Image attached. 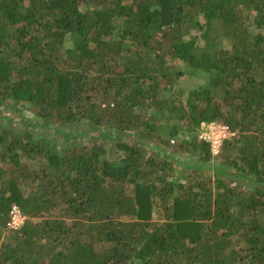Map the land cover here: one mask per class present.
I'll use <instances>...</instances> for the list:
<instances>
[{
	"label": "trees",
	"instance_id": "16d2710c",
	"mask_svg": "<svg viewBox=\"0 0 264 264\" xmlns=\"http://www.w3.org/2000/svg\"><path fill=\"white\" fill-rule=\"evenodd\" d=\"M9 104L150 148L0 123V264H264V0H0ZM212 122L236 133L216 156Z\"/></svg>",
	"mask_w": 264,
	"mask_h": 264
},
{
	"label": "rangeland",
	"instance_id": "374dc122",
	"mask_svg": "<svg viewBox=\"0 0 264 264\" xmlns=\"http://www.w3.org/2000/svg\"><path fill=\"white\" fill-rule=\"evenodd\" d=\"M256 32H257V30H256ZM225 46L227 47L228 44L225 43ZM197 82H198V84L201 83V81H197ZM196 86L197 85L195 84L193 78H191V79L183 78L180 80V84L177 85L171 91L170 95L171 96L172 95L177 96L180 99V101L185 104L186 100L188 99V93L191 90L195 89ZM170 95H169V93L165 92V93H163L162 96L163 97H170ZM0 123L1 124H7L10 126H15V127H22L23 124L29 123L30 125H32L34 131L38 135H40V134L42 135L45 132L51 133L53 135H57V134L59 135V134L63 133V135H66V136L71 135V137L73 138L72 140L79 142V144H83V143H87V142H90L92 140H95V138L97 136L98 139H100L101 141L108 143V144L123 141L124 139H131V141L132 140L134 141L133 143H137L138 145L139 144L143 145L145 150L149 151V148H150V147L147 148L146 145L143 144V142L139 138H137L134 134L126 135L123 137L121 136L120 138L115 133H112V134L107 133V134H103V135H99V133H95V135L92 134L90 136H82L84 134L79 135V132L76 131L71 126L63 128L64 130L62 132H59L54 126H47V125L43 124L41 121H39V119H37L34 116V114L30 111V106H28V105H26V106L19 105V106L15 107V106L9 104L8 107L6 106L4 108V110L2 109L0 111ZM22 129H26V127H23ZM169 131H170L169 127H166V126L161 127V132L163 135L168 136ZM127 136H131V137H127ZM235 137H233V138H235ZM153 145L154 144H152V146ZM110 152H113L114 154L103 155V158L119 164V161H121V159L124 157L123 153L117 152V151H110ZM164 155L167 156L172 161H174V160L177 161V159H181V161H182L183 159L188 157V156L178 157V155H176V154L172 155V154H168V153H164ZM187 161H188L187 164L192 165L193 163L197 162V159L195 157L191 156V158H188ZM189 170H190V167H189ZM207 173H209V172H207ZM210 177H211L212 182L216 183L217 177L214 176V173L212 170L210 171ZM156 216H157V213H154V218H156Z\"/></svg>",
	"mask_w": 264,
	"mask_h": 264
},
{
	"label": "built area",
	"instance_id": "2783aa9c",
	"mask_svg": "<svg viewBox=\"0 0 264 264\" xmlns=\"http://www.w3.org/2000/svg\"><path fill=\"white\" fill-rule=\"evenodd\" d=\"M235 136V132L231 131L226 125L219 123H202L198 129L199 139L210 144L211 152L214 156L220 153L225 141ZM26 220L27 218L21 209L14 205L9 213L7 229L9 231H18L25 225Z\"/></svg>",
	"mask_w": 264,
	"mask_h": 264
},
{
	"label": "crops",
	"instance_id": "0c3cea01",
	"mask_svg": "<svg viewBox=\"0 0 264 264\" xmlns=\"http://www.w3.org/2000/svg\"><path fill=\"white\" fill-rule=\"evenodd\" d=\"M200 126H201V125H200ZM199 128H200V127H199ZM199 128H198V129H199ZM210 147H211V146H210Z\"/></svg>",
	"mask_w": 264,
	"mask_h": 264
}]
</instances>
